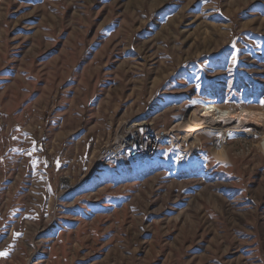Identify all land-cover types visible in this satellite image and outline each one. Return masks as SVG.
Segmentation results:
<instances>
[{"label":"rangeland","instance_id":"1","mask_svg":"<svg viewBox=\"0 0 264 264\" xmlns=\"http://www.w3.org/2000/svg\"><path fill=\"white\" fill-rule=\"evenodd\" d=\"M210 103L264 110V0H0V264H264L263 121ZM141 121L200 152L92 170Z\"/></svg>","mask_w":264,"mask_h":264},{"label":"bare ground","instance_id":"2","mask_svg":"<svg viewBox=\"0 0 264 264\" xmlns=\"http://www.w3.org/2000/svg\"><path fill=\"white\" fill-rule=\"evenodd\" d=\"M196 119H197L196 120L197 122L202 121V125L207 126V127L213 126L214 124L224 126L225 124H229L231 119H234L235 122H237L236 119H242L244 123L250 122L252 125L255 126V125H258L260 121H263V124H264V110H254V109L243 107L241 110L237 111V110L223 109L220 106L215 105L214 103H210V104L204 105L199 110V112L196 115ZM257 127L259 130H257L258 132L254 130L255 131L254 135L258 137L259 139L258 145L264 151V132L261 130L263 128H262V125H258ZM151 130H154L155 132H163V131L154 129L152 125H151ZM167 132L172 133V134L159 135L160 144H167L170 142H174V135H177L178 150H187V143L185 141L184 142L182 141L181 135L178 133V131L167 130ZM142 147H149V139H142ZM159 148L160 146H158L157 148H151V150H149L148 153H137L135 155V158L148 161L150 158L155 156ZM128 149H132V141H123L122 143H117L115 144V147H114V154H123L124 151ZM197 149H198L197 152L195 149L191 150V154H192L191 156H194L200 152L199 147H197ZM96 156L98 158V154H96ZM102 164L104 163H101L99 165H102Z\"/></svg>","mask_w":264,"mask_h":264},{"label":"built area","instance_id":"3","mask_svg":"<svg viewBox=\"0 0 264 264\" xmlns=\"http://www.w3.org/2000/svg\"><path fill=\"white\" fill-rule=\"evenodd\" d=\"M172 134L167 130L163 132H155L151 130V124L148 122H134L128 123L115 134V137L110 143L102 145L98 149V158H93L92 170L99 169V164L108 163L119 156H126L129 159H135L137 153H148L151 148H157L158 146L167 145V147L175 149L179 152V158H190L191 150L187 144V150L177 149V135H174V142L167 144L159 143V135ZM142 139H149V147H142ZM123 141H132V149L125 150L123 154H114V147L117 143ZM195 149V147H193Z\"/></svg>","mask_w":264,"mask_h":264},{"label":"crops","instance_id":"4","mask_svg":"<svg viewBox=\"0 0 264 264\" xmlns=\"http://www.w3.org/2000/svg\"><path fill=\"white\" fill-rule=\"evenodd\" d=\"M226 162H230V160H228V161H226ZM226 162H225V163H226ZM223 166H224L223 168H228L227 165H223ZM221 167H222V166L219 165V168H221ZM213 171H214V170H213ZM214 172H215V171H214ZM217 173H218V172H215V174H217ZM216 182H217V181H216Z\"/></svg>","mask_w":264,"mask_h":264},{"label":"snow or ice","instance_id":"5","mask_svg":"<svg viewBox=\"0 0 264 264\" xmlns=\"http://www.w3.org/2000/svg\"><path fill=\"white\" fill-rule=\"evenodd\" d=\"M0 255H4V253H0Z\"/></svg>","mask_w":264,"mask_h":264}]
</instances>
